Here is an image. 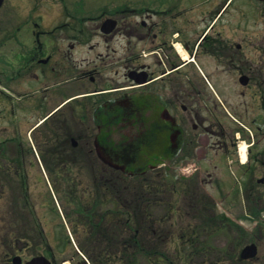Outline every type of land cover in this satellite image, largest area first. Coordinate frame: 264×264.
<instances>
[{
  "label": "flooded vegetation",
  "instance_id": "flooded-vegetation-1",
  "mask_svg": "<svg viewBox=\"0 0 264 264\" xmlns=\"http://www.w3.org/2000/svg\"><path fill=\"white\" fill-rule=\"evenodd\" d=\"M22 1L0 5V233L22 251L33 247L56 264L73 245L100 263L93 239L118 232L117 193L127 187L119 177L160 158L198 157L209 168L228 158L232 167L244 138L248 157L238 168L264 174V40L256 36L264 0H245L259 17L246 20L241 8L237 22L233 0L142 19L129 7L33 5L14 19ZM230 74L241 84L236 103L226 95ZM125 222L127 249L129 214Z\"/></svg>",
  "mask_w": 264,
  "mask_h": 264
},
{
  "label": "rangeland",
  "instance_id": "rangeland-1",
  "mask_svg": "<svg viewBox=\"0 0 264 264\" xmlns=\"http://www.w3.org/2000/svg\"><path fill=\"white\" fill-rule=\"evenodd\" d=\"M225 0H23L20 6L14 10L13 18L20 19V17L27 14L29 8L33 5L37 7H59V6H80L79 8L86 12H101L105 9H114L118 7H131L137 9V12H143L135 19H142L144 12L153 14V10L163 11L171 10L173 12L191 11L200 12L204 9L219 7ZM245 0H234L232 6L229 8L230 21H243L241 12L238 11L241 8H245L248 14L246 20L253 21L258 16L255 15L254 9L251 6L242 5ZM149 9V10H147ZM39 11L47 12L53 9H38ZM136 11V10H135ZM2 13V12H1ZM174 14V13H173ZM253 14V15H250ZM50 17L51 14H46ZM168 20L170 14L162 15ZM162 17H159L161 20ZM199 17L198 20H200ZM264 40V28L259 29V35ZM256 38V37H254ZM199 63L206 64L207 60L200 59ZM211 67V63H208ZM212 68V67H211ZM226 85L228 86L229 93L226 95L233 103L238 102V91L241 84L239 83L235 74H230L229 78H225ZM230 119H226L230 123ZM264 143L258 147L262 149ZM236 166L227 167L228 158L224 161L213 160L218 167H208V163L200 161L196 158L187 159V161L177 162L170 161L172 166V174H169L171 180L176 183L179 175L183 177L179 184L176 183L175 190L172 192L167 191L162 194V200L160 203L152 202L148 204L146 208L147 222L140 226V234L144 236L142 239L143 254H139V248L136 250V258L133 261V252L131 253V247L129 248V260L132 264H151L148 256V252L154 254V264H238L234 255L239 254L241 248L254 241L259 246L260 252L256 264L264 262V185L257 183L258 178L264 177V174H249L238 168L241 161L238 160V153L235 151L234 156ZM200 166V169L194 170L195 167ZM191 165L192 170L188 172H180V167ZM159 170V169H157ZM161 170V168H160ZM166 171V168L163 172ZM149 179L151 176H148ZM158 180V179H156ZM136 179H134V182ZM250 182L249 185L248 182ZM133 182V183H134ZM166 178L162 181L164 187ZM162 185V184H161ZM255 185V186H254ZM133 187V188H132ZM131 191L128 194L127 201L133 202L136 192L140 191L135 189L132 185ZM255 187V189H252ZM166 188V187H164ZM256 194L260 196H255ZM127 192V190H124ZM214 203L216 212L225 215V226L222 229L217 230L216 227L205 231L199 230V224L204 221L202 216L205 210L200 207L203 203ZM134 203V202H133ZM147 202H145L146 204ZM146 207V205H145ZM1 209V206H0ZM131 213L133 219L132 210H127L125 206L119 207L116 210L117 216V230L118 233L114 237H98L93 239L97 246H100V250L110 249L114 251L115 246H121L123 240L127 238V229L125 219L126 215ZM157 220L159 224L158 233H154V228L148 226L151 220ZM135 224V223H134ZM3 225V221L0 222V226ZM235 225H238L244 229V231H237ZM136 226H133V232ZM111 231V230H110ZM0 233V264H12L11 257L14 253L22 255L23 260L39 254L33 247H28L23 251L19 248L20 243H16L13 237L3 236L5 232L1 230ZM126 234V235H125ZM189 237L196 239V244L191 246L187 241ZM114 238V239H112ZM86 247L89 246L90 241L86 238H75L76 244L79 246V241ZM105 241V244L103 243ZM6 241V243H5ZM14 241V242H13ZM116 241V242H115ZM24 242V241H22ZM204 243V244H203ZM111 244V248L110 245ZM24 243L21 244L23 246ZM15 250L13 251L14 247ZM132 249H135L134 244L131 243ZM206 247V249H203ZM199 252V253H197ZM12 255H11V254ZM93 253L96 254V251ZM193 253V254H192ZM9 254V255H8ZM123 254V253H122ZM131 254V255H130ZM188 254L191 255L188 258ZM116 253L114 254V256ZM121 256L118 251L117 256ZM88 256L84 250H77V247L73 245L66 251L55 254L56 264H80ZM243 264V263H242ZM245 264H251V261ZM255 264V263H254Z\"/></svg>",
  "mask_w": 264,
  "mask_h": 264
},
{
  "label": "trees",
  "instance_id": "trees-1",
  "mask_svg": "<svg viewBox=\"0 0 264 264\" xmlns=\"http://www.w3.org/2000/svg\"><path fill=\"white\" fill-rule=\"evenodd\" d=\"M160 161H157L156 163H160ZM146 170H149V172H144V173H137L135 174V176L132 178L133 182H134V179H136V181L133 183V182H130V181H127L125 180L124 178H120L119 177V182L122 183L123 185H127V189L129 188L130 185H134L135 186V189L137 190H140V191H137L136 192V195H135V200H133V202H126L125 203V208L127 210H132L133 212V226H136L135 228V231L133 232V235H132V243L134 244V248L133 249V261H134V258H136V250L138 247L139 250V254H143V250H142V239H145L144 236L142 234H140V226L144 225L146 222H147V216H146V208H148V204L149 203H152V202H156V203H160L161 200H162V194L167 192V191H174L175 190V184L172 180H171V176H169V174H166V182H164V187H166V189L163 187L161 188L160 186H163V183H162V180H156V179H162L164 178V176L162 175V173H159L157 171H155L153 169V167H149V166H146L144 167ZM144 169V170H145ZM151 172V173H150ZM162 175V176H161ZM148 176H151L150 179ZM162 184V185H161ZM133 188V187H132ZM120 189L121 187H119L118 189V197L119 198H123L122 196L123 195H120ZM125 189V190H127ZM132 190V189H131ZM128 193H130V191H128ZM128 198V197H126ZM145 202H147L145 204ZM146 205V207H145ZM204 206V207H203ZM200 207H203L202 210L204 209L205 210V213L204 214L202 212V216L205 218L204 221H201V223L199 224V230L203 231H207L209 229H211V227H216L217 230H214V231H220V229H222V227L225 226V215H222V214H219L216 212V209H215V204L214 203H209L208 204H205L203 203L202 206ZM157 220L155 221L154 219L151 220L150 224L148 222V226L150 227H153L154 229V233H158V228L160 227L159 225H157ZM135 223V224H134ZM234 227H236L237 231H244V229L238 225H235ZM126 240L127 239H124L123 240V246H124V249H123V254H122V257L121 259L119 260V264L122 263V260H124V264H125V261H126V254H125V250H126ZM187 241L191 244V246H194L196 244V239H193L192 237H189L187 239ZM204 244V243H203ZM203 249H206V247H203ZM199 253V252H197ZM193 254V253H192ZM110 258L111 256V253L107 252V253H104L103 257H101L100 259V263L99 264H111L109 263L110 259L107 258ZM148 256H149V260H150V263L151 264H154V261H153V256L154 254L152 252H148ZM188 258L191 257L190 254L187 255ZM234 257H236V262L238 264H245L247 263L246 261H243L241 260L239 257H238V254L234 255ZM249 263V262H248ZM256 264L255 261H251V264ZM217 264V263H216ZM259 264H264V262H259Z\"/></svg>",
  "mask_w": 264,
  "mask_h": 264
},
{
  "label": "water",
  "instance_id": "water-1",
  "mask_svg": "<svg viewBox=\"0 0 264 264\" xmlns=\"http://www.w3.org/2000/svg\"><path fill=\"white\" fill-rule=\"evenodd\" d=\"M2 0H0L1 3ZM111 21V20H110ZM258 253V248L255 243L247 244L241 251L242 258H253ZM15 264H20L21 260L19 256L14 258ZM26 264H51V262L44 256H38L28 261Z\"/></svg>",
  "mask_w": 264,
  "mask_h": 264
},
{
  "label": "bare ground",
  "instance_id": "bare-ground-1",
  "mask_svg": "<svg viewBox=\"0 0 264 264\" xmlns=\"http://www.w3.org/2000/svg\"><path fill=\"white\" fill-rule=\"evenodd\" d=\"M245 157V153H243V158Z\"/></svg>",
  "mask_w": 264,
  "mask_h": 264
}]
</instances>
